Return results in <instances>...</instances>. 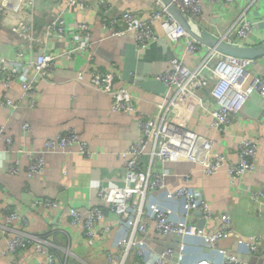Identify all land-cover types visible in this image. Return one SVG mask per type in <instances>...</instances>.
<instances>
[{
  "label": "built area",
  "instance_id": "obj_1",
  "mask_svg": "<svg viewBox=\"0 0 264 264\" xmlns=\"http://www.w3.org/2000/svg\"><path fill=\"white\" fill-rule=\"evenodd\" d=\"M9 1L0 0V12L6 11ZM144 1L151 3L153 8L146 18H140L128 10L116 14L105 0H99L98 5L102 11V30L111 36L129 35L135 42L138 55L157 41L159 35L154 25L159 24L161 38L170 46L172 56L156 76L165 89L156 113L138 109L135 94L123 87H113L120 78L115 72L99 66L87 70L89 81L98 93L110 96L111 110L129 115L138 122L137 138L122 153L125 160L123 184L95 191L104 207L89 205L83 209L67 208L69 225L81 229L90 247H94L98 231L104 235L111 233L110 226H101L103 222L111 219L117 221L121 235L114 242L115 250L105 252L104 264H126L130 256L140 264H166L165 256L169 250L148 255L145 249V239L151 225L158 237H193L200 239L210 249L228 239L233 232L230 214L222 212L218 216L212 215L206 202L187 186L189 175L184 177L182 185L167 188L165 178L170 172L165 165L173 161L198 163L206 175L216 174L225 167L231 180H240L246 172L254 170L253 159L258 146L254 138H244L236 146V160L228 161L225 155L214 150L215 140L212 137L191 129L190 120L196 113H204L208 119L206 129L221 135L232 126L234 117L248 99L256 97L264 102V68H257L260 58L221 53L196 40L188 29L199 28L230 46H259L264 44V0H167L166 5L160 0ZM33 3L34 0L20 1L18 8L27 13L32 10ZM41 7L46 14H50L58 5L43 2ZM257 29L259 35L256 34ZM11 32L22 40V44L10 49L0 48V83L4 88H9L13 81L20 80L22 94L30 107L35 105L37 94L34 79L48 77L56 61L72 63L79 55H86L87 62H92L93 56L89 54L90 25L81 23L77 27H67L64 12L52 17L43 26L42 32L46 41L65 44L59 52L47 51L45 42L37 39L32 27L24 21L13 26ZM29 69L33 71L32 76ZM83 73L77 72L76 77L81 79ZM2 102L17 107L7 97ZM27 128L26 124L22 126L23 131ZM72 145L78 148L80 155L90 156L87 143L70 128L60 133L56 141L47 140L42 152L27 153L29 164L26 175L33 178L42 172L44 153ZM24 152L17 149V153ZM6 172L17 175V162L7 163ZM263 196L261 191L251 194L254 199ZM160 198L182 204L183 211L178 219H172L173 209L163 206ZM57 205V200L42 197H34L31 202L32 208L40 210L53 209ZM7 217L11 222L27 225L26 219L15 212L9 211ZM194 219L201 223L213 219L215 230L203 234L200 224ZM260 240V236H255L239 240V243L244 245L246 253L262 255L264 253L258 248ZM30 248L46 260L45 263L38 261L35 264H53L56 256L53 244L21 230H16L9 238L7 250L1 256L11 254L17 257ZM222 264L248 263L237 253H229L224 256Z\"/></svg>",
  "mask_w": 264,
  "mask_h": 264
},
{
  "label": "crops",
  "instance_id": "obj_2",
  "mask_svg": "<svg viewBox=\"0 0 264 264\" xmlns=\"http://www.w3.org/2000/svg\"><path fill=\"white\" fill-rule=\"evenodd\" d=\"M20 1L26 0H10L6 11L0 12L1 49L22 44L11 28L24 21L32 27L33 35L45 42L47 51H61L65 44L46 41L42 32L43 26L52 17L64 12L67 27H77L81 23L90 25L89 54L93 59L88 63L86 55H79L72 63L56 61L48 77L34 79L37 94L32 107L28 106L22 94L20 80L13 81L9 88H4L0 83V264L46 261L33 248L17 257L11 254L1 256L16 230L52 243L56 250L53 264H104L105 252L115 250L114 242L121 235L117 221L111 219L103 222L101 226H110L111 233L104 235L98 231L94 247H90L81 229L69 225L67 208L83 209L89 205L104 207L95 191L123 184L125 160L122 153L137 138L138 122L129 115L111 110L110 96L98 93L89 81L87 70L99 66L115 72L120 78L113 87H123L135 94L136 107L154 114L165 90L156 76L165 68L172 50L161 38L159 24L154 25L159 38L142 55L136 53L135 42L129 35L118 37L104 32L99 0H34L32 10L27 13L18 8ZM105 1L116 14L128 10L140 18H146L153 10L151 3L144 0ZM43 2L56 3L58 7L46 14L41 7ZM256 34H260L259 29ZM257 68H264V57L259 59ZM79 71L84 72L81 79L76 77ZM29 73L32 76L33 71L29 69ZM4 97L17 107L5 105L2 102ZM207 122L204 113H196L190 120V127L212 137L215 140L214 150L225 155L228 161L236 160V146L242 139L252 137L258 142L253 159L254 170L246 172L240 180H231L225 167L216 174L206 175L198 163L173 161L165 165L170 172L165 184L173 189L182 185L184 177L189 175L187 186L206 202L212 215L218 216L222 212L230 214L233 232L228 239L210 249L200 239L193 237H158L151 225L147 231L145 249L148 255L169 250L165 256L166 264H222L224 256L229 253H237L248 264L253 259L252 264H264V254L246 253L244 245L239 243V240L260 236L258 248L264 253V196L259 199L251 197L252 193L259 191L264 195V102L256 97L248 99L234 117L232 126L221 135L208 131ZM25 124L28 128L23 131ZM70 128L87 143L90 156L80 155L75 145L61 150L55 148L50 153H44L42 172L29 178L26 175L29 164L27 153L42 152L47 140L56 141L60 133ZM17 149L25 152L17 153ZM11 161L17 162V175L6 172V165ZM34 197L55 199L58 205L53 209L32 208ZM160 203L173 209L174 220L183 211L181 203L161 198ZM9 211L24 217L27 225L11 222L7 217ZM194 222L200 224L203 234L213 232L216 227L213 219L203 223L194 219ZM136 260L130 256L126 264H140Z\"/></svg>",
  "mask_w": 264,
  "mask_h": 264
},
{
  "label": "water",
  "instance_id": "obj_3",
  "mask_svg": "<svg viewBox=\"0 0 264 264\" xmlns=\"http://www.w3.org/2000/svg\"><path fill=\"white\" fill-rule=\"evenodd\" d=\"M163 5L167 4V0H160ZM169 11L171 13H174L173 10L169 8ZM191 27H194L191 25ZM189 33L199 42L204 43L215 50L221 52V53H226L230 54L233 56L237 57H244V58H261L264 57V44H261L259 46L255 47H235V46H230L227 45L219 40H216L209 35H207L205 32L200 30L199 28H189L188 29ZM254 262V259L252 263ZM251 263V264H252Z\"/></svg>",
  "mask_w": 264,
  "mask_h": 264
}]
</instances>
